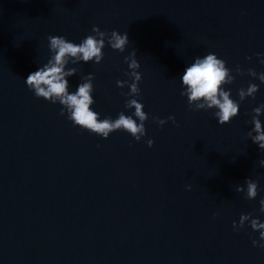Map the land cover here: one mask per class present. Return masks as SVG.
<instances>
[{
  "label": "water",
  "instance_id": "95a60500",
  "mask_svg": "<svg viewBox=\"0 0 264 264\" xmlns=\"http://www.w3.org/2000/svg\"><path fill=\"white\" fill-rule=\"evenodd\" d=\"M94 25L129 43L124 52L106 43L99 63L69 62L68 91L93 74L100 119L133 115L125 103L138 99L148 113L139 141L74 126L26 85L50 58L49 35L80 43ZM133 49L142 78L130 97L117 80L132 82ZM210 52L235 77L223 85L231 98L259 86L223 125L181 95L185 69ZM262 60L264 0H0V264H264L259 231L233 228L242 213L264 222V149L247 135L264 104L248 69L264 72ZM247 178L258 181L255 199L236 190Z\"/></svg>",
  "mask_w": 264,
  "mask_h": 264
},
{
  "label": "clouds",
  "instance_id": "9594fccd",
  "mask_svg": "<svg viewBox=\"0 0 264 264\" xmlns=\"http://www.w3.org/2000/svg\"><path fill=\"white\" fill-rule=\"evenodd\" d=\"M92 33L87 35L80 43H74L66 39L62 35H49L47 37L48 47L51 51L50 58L47 63L43 64L38 70L31 72L25 80L29 90L34 92L38 98L42 97L52 103L61 104L63 107L60 110V115H65L71 120L74 126H80L89 132L95 133L103 138H107L110 133L123 130L130 133L137 141L146 135L144 121L148 119V113L143 108L144 105L136 98L128 99L125 107L135 109L133 115H126L120 112L118 118L111 117L100 119V114L94 111L90 105L94 104V98L90 95L93 92V74L89 73L86 82L80 83L75 92L68 91V81L64 78L75 73V68L65 67L69 62L75 64L78 61L89 62L95 61L99 63L104 56L102 49L109 45L113 50L124 52L129 43L127 32L121 34L116 30L110 33L101 31L98 26H93ZM260 56L261 53H256ZM136 50L125 56V62L128 63L130 72L126 75L132 78L129 84L126 80H117V85L123 87L128 84L130 92L125 95L134 97L140 94L138 82L141 80V73L137 71L140 64L137 61ZM250 59V57H249ZM264 63V60L261 61ZM236 71L243 74L242 69L237 66ZM248 74L257 77L264 83V72L257 73L254 69H248ZM235 77L230 75V69L226 67V61L218 58L216 53L210 52L203 57H196L195 62L187 67L182 75V86H186L181 92V95L187 96L188 104L191 106L195 103V108L192 110L216 109L214 112L218 122L223 125L231 123L233 117L238 115L240 101L246 97H255L258 91V85L250 83L245 88H240L238 91L239 101L231 98L230 90L225 91L223 85L231 84ZM254 115L252 116V124L254 127L247 135L252 142L257 144L260 149H264V124H262L259 116L264 112V104L252 109ZM135 116L137 119H134ZM160 125H164L167 121L159 117H153ZM168 120L176 123L174 116H169ZM177 126H179L177 124ZM253 132L255 135H253ZM154 141L149 139L147 144L149 147L153 145ZM261 166H264V159L259 161ZM246 191L244 186H238V192H244L246 199H255L260 191L258 181L251 178L245 180ZM186 187L191 188V185ZM259 212L264 214V198H261ZM215 215V214H214ZM250 224L253 230L259 231V240L253 239V246L264 248V222L258 216L254 217L252 213H242L240 215L239 223L233 221L234 230H240L246 224Z\"/></svg>",
  "mask_w": 264,
  "mask_h": 264
}]
</instances>
